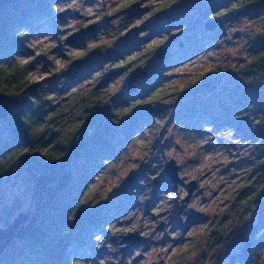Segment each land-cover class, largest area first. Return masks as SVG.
Masks as SVG:
<instances>
[{
  "label": "trees",
  "instance_id": "obj_1",
  "mask_svg": "<svg viewBox=\"0 0 264 264\" xmlns=\"http://www.w3.org/2000/svg\"><path fill=\"white\" fill-rule=\"evenodd\" d=\"M51 1L2 0L0 5V95L8 107L7 117L0 120V182L11 169L23 167L33 184L30 205L25 211L29 218L0 254V264H71L77 250L86 244L90 229L106 221L102 216L108 205L92 198L94 176L117 163L138 141L149 123L148 109L153 104L174 105L183 101L176 114L178 118L188 123L201 118L213 127L239 131L253 155L249 167L241 171V183L226 205V213L201 235L199 244L196 241L194 248L200 254L183 264L213 263L221 256L220 249L232 241L235 230L254 212L258 215L257 222L225 264H264V257L255 255L257 251H264V235H261L264 230V122L252 131L245 124L251 97L258 101L264 114V0H217L207 7L212 14V19L207 21L210 24L190 32L188 29L194 23L190 20L186 29L175 35L180 38L187 31L191 34L198 31L206 37L202 45L209 44L218 50L227 42L222 21L228 18L232 22L235 16L249 11L248 18L253 20L257 32L245 59L229 62L216 55L206 62L207 67L192 72L179 87L155 91L165 81L162 69L172 62L173 65L182 63L190 55H179L184 49L159 51L157 62L147 65L139 61L132 73L146 72V75L136 78L131 90L117 88L116 95L103 89L106 74L95 85L86 86L80 83L86 78L87 70H63L67 74L63 77L64 89L61 86L57 92L69 89L72 84L79 85L62 98L50 95L49 87L32 79L29 74L32 61L22 63L17 59L27 49L36 27H33L34 21L46 17ZM181 1L163 0L155 12L160 14ZM198 36L190 41L198 42ZM108 39L115 38L110 35ZM168 40L169 37H162L151 49L162 50ZM187 42H181L180 46ZM131 45L124 44L125 54H130ZM95 49L103 52L104 46ZM87 57L88 53L83 52L79 59ZM126 65L121 64L125 66L122 68L117 65L116 70H124ZM251 86L255 92L248 89ZM210 93L215 95L214 103L195 102L199 96ZM12 211L8 210V214L12 215Z\"/></svg>",
  "mask_w": 264,
  "mask_h": 264
},
{
  "label": "rangeland",
  "instance_id": "obj_2",
  "mask_svg": "<svg viewBox=\"0 0 264 264\" xmlns=\"http://www.w3.org/2000/svg\"><path fill=\"white\" fill-rule=\"evenodd\" d=\"M216 1L182 0L156 14L163 0H52L46 17L34 21L33 27H36L27 49L17 59L22 63L32 61L29 69L32 79L49 87L50 95L57 98L66 96L79 85L72 84L69 89L57 92L65 82L63 77L67 76L63 70H87L86 78L80 83L86 86H93L103 75L116 71L103 86L116 95L117 88H128L139 61L153 64L157 62L159 51L184 49L179 55L190 54L188 58L162 69L165 81L156 86L155 91L179 87L192 72L207 67L206 62L216 55L229 62L245 59L254 41L257 30L253 20L248 18L249 11L235 16L232 22L228 18L222 21L227 42L218 50L210 48L209 44L202 45L206 37L198 31L188 32L210 24L207 21L212 19V14L207 7ZM173 20L177 22L173 24ZM190 20L194 23L187 33L175 37L179 30L186 29ZM89 26L91 30L81 44L67 42L69 37ZM110 35L115 39L109 40ZM195 36L198 42H191ZM162 37H169L162 50L151 49ZM187 40L189 42L180 46ZM125 43H132L130 54L124 52ZM98 46H104L103 52L95 49ZM83 52L88 53V57L80 60ZM121 64L128 67L116 70L117 65L125 67ZM248 89L256 91L252 86ZM252 98L245 117L250 131L264 122L259 103ZM214 99L215 95L210 93L199 96L195 102L209 104L214 103ZM183 102L153 104L148 109L149 123L139 134L138 141L117 163L106 166L94 176L92 198L108 205L102 216L106 221L90 229L86 244L77 250L71 264H183L200 254L194 248L196 241L199 244L201 235L226 213V205L241 183V171L249 167L253 155L246 141L241 140L239 131L225 126L213 127L201 118L190 123L178 118L176 114ZM151 131L153 134L148 136ZM170 159L176 161L179 177L185 185L194 180L203 190L199 188L187 202L189 222L181 228L176 225L175 213L182 214L179 205L188 188L176 187L167 178L164 170ZM32 185L30 174L23 167L5 174L0 182V228L7 227L19 212L27 211ZM10 209L12 215L8 214ZM257 219V212L246 218L235 230L232 241L220 249L221 256L210 264H225L230 254L240 248L242 238ZM131 235L136 238L139 235V240L133 243L122 238ZM255 255L264 257V251H257Z\"/></svg>",
  "mask_w": 264,
  "mask_h": 264
},
{
  "label": "water",
  "instance_id": "obj_3",
  "mask_svg": "<svg viewBox=\"0 0 264 264\" xmlns=\"http://www.w3.org/2000/svg\"><path fill=\"white\" fill-rule=\"evenodd\" d=\"M2 0H0V5H1ZM91 30V27H86V28H82L77 34L72 35L71 37L68 38L67 42L68 43H72L76 40H79L80 42L84 41L85 35L87 33H89ZM158 59H160L158 57ZM117 73L113 72V73H109L108 75H106V77L104 78V81H108L111 79V77L115 76ZM146 75V72H142L141 74L138 75H132L131 79L129 80L128 83V90L132 89V83L134 81H136V78H141L144 77ZM137 76V77H136ZM8 114V107L7 104L4 100V97L0 95V120L1 119H5L7 117ZM178 165L176 164V161L174 159H170L169 162L167 163L166 167H165V173L167 175V177L169 178V180L171 182H173V184L175 186H177L180 182L181 179L179 177V171H178ZM132 178V176H131ZM155 183H157V180L155 181ZM197 187V183L196 181L192 180L187 184V195L185 196V198L181 199V203L179 205L180 211H182L184 209V207L186 206V203L189 201V199L192 196V192L193 190H195ZM29 218V213L27 212H19L17 214V216L12 220L11 223H9L7 225V227L4 228H0V254L5 250L6 247L9 246V244L13 241V239L16 236V231L17 229L21 226V224L25 223ZM122 238L126 239V240H130L134 243L136 237L134 235L131 236H122Z\"/></svg>",
  "mask_w": 264,
  "mask_h": 264
},
{
  "label": "flooded vegetation",
  "instance_id": "obj_4",
  "mask_svg": "<svg viewBox=\"0 0 264 264\" xmlns=\"http://www.w3.org/2000/svg\"><path fill=\"white\" fill-rule=\"evenodd\" d=\"M169 179V178H168ZM180 185H182V186H184L185 185V183L181 180V182L176 186V187H178V186H180ZM198 185V184H197ZM185 187H186V189H187V185H185ZM199 186H197L196 187V189L195 190H193L194 192H192V196L191 197H193L194 196V194H195V192H199ZM200 190H202V188H200ZM203 191V190H202ZM201 191V192H202ZM187 204V203H186ZM179 210H180V208H179ZM187 205L184 207V209L182 210V214H186V217H182V214L181 215H179L178 213H175V221H176V225L177 226H179L180 228L181 227H183V226H185V225H187L188 224V222H189V216L187 215ZM179 213H181V211H179ZM185 221H186V224H184L185 223ZM179 228V229H180ZM139 236V235H138ZM138 236H137V238H136V240L135 241H138L139 239H138ZM124 243H127V242H124ZM136 243V242H135Z\"/></svg>",
  "mask_w": 264,
  "mask_h": 264
}]
</instances>
